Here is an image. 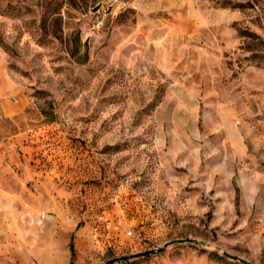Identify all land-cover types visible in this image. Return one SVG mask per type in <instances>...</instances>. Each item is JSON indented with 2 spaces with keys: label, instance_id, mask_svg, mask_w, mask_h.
I'll use <instances>...</instances> for the list:
<instances>
[{
  "label": "rangeland",
  "instance_id": "obj_1",
  "mask_svg": "<svg viewBox=\"0 0 264 264\" xmlns=\"http://www.w3.org/2000/svg\"><path fill=\"white\" fill-rule=\"evenodd\" d=\"M115 257L264 264V0H0V264Z\"/></svg>",
  "mask_w": 264,
  "mask_h": 264
},
{
  "label": "water",
  "instance_id": "obj_2",
  "mask_svg": "<svg viewBox=\"0 0 264 264\" xmlns=\"http://www.w3.org/2000/svg\"><path fill=\"white\" fill-rule=\"evenodd\" d=\"M186 240H188V239H186ZM176 241L179 242V241H185V240H183V239H178V240H173V241H171V242H166L162 247L159 248V250H161L163 247L167 246L168 244L173 243V242H176ZM224 254H225L226 256L230 257V258H236V259H238V260L244 261V260H243L242 258H240V257H236V256H233V255L228 254V253H224ZM118 259H119V257H115V258L109 259V260L106 261L105 264H111V263L117 261ZM248 264H252V263L248 262Z\"/></svg>",
  "mask_w": 264,
  "mask_h": 264
},
{
  "label": "trees",
  "instance_id": "obj_3",
  "mask_svg": "<svg viewBox=\"0 0 264 264\" xmlns=\"http://www.w3.org/2000/svg\"><path fill=\"white\" fill-rule=\"evenodd\" d=\"M70 250L73 252L74 251V245H73V243L72 242H70Z\"/></svg>",
  "mask_w": 264,
  "mask_h": 264
}]
</instances>
